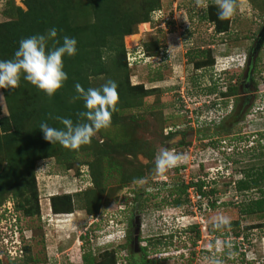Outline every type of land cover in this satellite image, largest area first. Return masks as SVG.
<instances>
[{"label": "rangeland", "instance_id": "374dc122", "mask_svg": "<svg viewBox=\"0 0 264 264\" xmlns=\"http://www.w3.org/2000/svg\"><path fill=\"white\" fill-rule=\"evenodd\" d=\"M21 2L0 0V22L7 20L3 12L9 4L23 9ZM159 2L160 10L155 15L137 24L129 39L122 38L129 86L151 90L142 97L139 109L120 114L141 116L134 123V135L144 141L145 150L134 156L122 152L120 156L115 154L118 147L112 145L115 152L111 153V163L103 161L97 167L98 175L101 173L97 187L88 174V164L94 169L96 162L91 157L96 147L90 143L77 149L69 171L55 158L36 163L32 175L37 215H24L30 206L24 205L30 198L27 187L21 198L12 193L0 198V215L5 221L1 225L17 221L25 264H81L87 252L96 263H103L102 256L107 252L114 255L115 264H124L126 259L142 257L139 248L143 246L146 264H208L207 258L213 255L224 264H264V227L243 230L236 239L227 229L211 236L204 228L213 229L210 221L218 214L239 219L235 207L257 197L256 190L247 197L237 194L234 183L244 178L250 166L264 167V40L250 62L248 91L239 88V82L248 76L247 55L264 26V0L246 1L245 7L230 18L228 31L220 35L199 16L206 8L197 7L195 0ZM208 60H212L211 65L205 64ZM229 78L236 86L235 95L220 96ZM99 83V79L94 80V84ZM243 102L246 104L242 108ZM6 115L2 96L0 117ZM172 122L178 125L172 130L184 131L185 136L176 135L164 143L160 129ZM122 126L124 121L100 130L92 139L98 145L113 138L120 140ZM182 139L188 143L186 147L177 146ZM162 148L186 153L187 162L162 176L155 171L151 174L152 163ZM257 148L252 159L249 149ZM260 153L263 155L258 157ZM227 156L230 159H225ZM77 162L82 164L78 168L81 173L75 172ZM139 169L144 182L133 183ZM197 181L203 182L206 193L200 195L198 203L191 198L194 193L186 191V203L179 207L171 204L169 193L176 185ZM97 188L99 194L90 192ZM210 190L214 193L208 194ZM63 194H69L72 210L54 214L50 200ZM256 224H264V216L239 220L241 228ZM193 225L198 227L199 239L192 245L188 228ZM217 240L235 242L236 250L231 244L216 253L213 246ZM124 244L126 249H120Z\"/></svg>", "mask_w": 264, "mask_h": 264}, {"label": "trees", "instance_id": "16d2710c", "mask_svg": "<svg viewBox=\"0 0 264 264\" xmlns=\"http://www.w3.org/2000/svg\"><path fill=\"white\" fill-rule=\"evenodd\" d=\"M255 2V0H246ZM208 5L204 14L199 15L201 18L208 20L213 25L215 34H224L228 31L230 19L221 20L218 18V8L214 0H208ZM23 9L14 7L9 4V8L3 12L7 20L0 22V60H9L14 58V53L19 48L20 41L34 35H46L48 30L55 27L59 44H54L52 40L48 42V48L60 46L63 43V37L68 36L75 38L77 41V52L74 56L65 55L63 57L64 71L68 75L67 81L64 82L51 98L46 93L37 89L30 82L24 79L21 74L19 86L15 89H1L5 101L7 115L0 117V198L6 194L12 193L16 198H21L25 187L30 192V198L25 199V206H30L24 211L26 216L38 214L37 195L33 183L32 170L36 163L41 164L43 160L55 158L56 162H64L63 168L70 170V162L73 160L78 150L68 152V148L61 146L58 142L50 143L44 139L43 132L39 129L42 121H46L49 126L62 128L63 125L56 119H50L51 116L77 120V113L86 110L82 99L72 102V97L76 96L75 85L79 83L86 90L88 88H99L108 80H113L118 85L119 100L112 112L111 126H118L124 121L125 126L123 136L120 140L110 142H100L98 145L93 139L90 144L96 148L92 153L95 159L94 169L89 166V176L92 183L97 187L101 181L97 172L98 165L112 161L111 153L118 147V155H124L127 152L130 156L145 150L144 141L137 138L135 134V121L140 120L141 116L135 114L120 115L121 113L139 109L142 105V97L149 95L151 90L142 91L141 85L129 86L128 72L126 62V53L122 44V38L129 39L130 35L135 34L137 24L144 23L149 16L154 15L160 10L159 0H22ZM130 42H128V46ZM206 65H211L212 60H208ZM197 67V66H196ZM202 68V66H201ZM99 79V84H94V80ZM228 85L220 96H234L235 84L231 83L229 78ZM124 117V118H123ZM181 124L180 120H177ZM129 123V124H128ZM186 119L182 120V124ZM181 124V125H182ZM178 127L176 123L163 125L160 129V137L168 142L176 135L185 136L184 131L172 130ZM165 134H164V133ZM161 139V138H160ZM112 145L114 149L112 148ZM188 143L184 139L177 143V146L186 147ZM82 146L79 148V150ZM250 156L257 149H249ZM258 155V154H257ZM263 154H259L261 157ZM225 159H230L229 156ZM224 162L226 163V160ZM111 160V161H110ZM82 164L77 162L76 173ZM175 167L174 169H177ZM151 174L155 169V161L152 163ZM180 169V168H179ZM81 173V172H80ZM80 176V175H79ZM142 177L141 170H136L134 180H140ZM123 180L126 181V178ZM190 185V186H189ZM189 187L195 189L198 195L205 196L203 192V182H190V184L176 185L169 193L172 197L171 204L179 207L187 202L185 199L186 191ZM264 167L254 168L250 166L249 170L244 173V178L234 183V191L247 197L248 193L253 190L257 191L256 198L243 200L235 207L239 219L230 220V226L216 230L209 226L204 227L211 236L220 235V231L229 230L233 239L242 235L243 230L264 227V224L248 226L241 228L239 220L249 216H264ZM94 191V192H92ZM98 193L99 188L90 190ZM89 192V193H90ZM84 193H87L85 191ZM208 194H213L210 190ZM69 194H63L51 198L50 209L54 214L70 213L72 204L70 203ZM174 195V196H173ZM17 208H22L18 205ZM23 209V208H22ZM90 213V212H88ZM59 223L64 221H58ZM198 227L189 226L188 230L192 234L191 244L193 245L199 239ZM140 241V240H138ZM234 241V240H233ZM159 243V242H155ZM233 251L236 250L235 242H231ZM120 249H126V245L120 246ZM26 250V249H25ZM142 257L134 260L126 259L124 264H146L144 254L146 248L140 247ZM21 264H25L24 246L21 248ZM1 264H15L8 257L5 251L0 250ZM103 263H96L87 252L81 257V264H115L114 255L104 253L102 256Z\"/></svg>", "mask_w": 264, "mask_h": 264}, {"label": "clouds", "instance_id": "9594fccd", "mask_svg": "<svg viewBox=\"0 0 264 264\" xmlns=\"http://www.w3.org/2000/svg\"><path fill=\"white\" fill-rule=\"evenodd\" d=\"M246 0H214L218 8V18L226 20L232 18L238 9L245 7ZM197 7L206 8L207 0H195ZM220 35V34H218ZM57 29L55 27L48 30L46 35H34L22 39L19 48L14 53V58L9 60H0V89H15L19 86L21 74L24 79L30 82L37 89L43 91L51 98L59 89L62 88L68 79L64 71L63 57L65 55L74 56L77 52V41L68 36L63 37V43L60 46L48 48L49 40L54 44H59L55 40ZM256 40V38H255ZM171 50V48H170ZM255 57V56H254ZM250 52L247 55V64L250 67ZM251 68V67H250ZM76 96L72 97V102L82 99L86 110L77 113V120L51 116L50 119H56L63 125L62 128L49 126L46 121H42L39 129L44 134V139L50 143L58 142L61 146L77 150L83 145L91 142V139L97 132L111 126L112 112L119 100L118 85L113 80H108L99 88H83L79 83L75 85ZM2 99V94H0ZM188 160L186 153H177L174 149L162 148L155 157V173L164 175L169 169L177 167ZM142 180H134L133 183H143ZM5 217V216H3ZM5 222L0 215V231L2 237L10 236L13 226L17 228L16 220L7 225H1ZM230 217L224 214H218L211 218V225L216 230H222L230 226ZM19 231V230H18ZM19 246H13L15 254L11 257L12 262H19L22 258L21 248L23 240L19 238ZM216 253H220L224 248H230L228 241L217 240L213 246ZM5 251V247L0 249ZM10 258V256H8ZM208 259V264H224V261L218 256L213 255Z\"/></svg>", "mask_w": 264, "mask_h": 264}, {"label": "built area", "instance_id": "2783aa9c", "mask_svg": "<svg viewBox=\"0 0 264 264\" xmlns=\"http://www.w3.org/2000/svg\"><path fill=\"white\" fill-rule=\"evenodd\" d=\"M156 14V13H155ZM154 14V15H155ZM190 190H187V192H193L194 194V198H193V195H191V198L193 199V201L195 203H198L199 202V199H200V195L197 194V192L193 191L194 188H189ZM1 231L4 229H0ZM19 229L16 228L15 226H13L12 228V232H7V234L11 233L10 236H6V237H2L1 234H0V249L2 247H5V252L8 256H10V259L12 256H14L15 254V251H14V248H12L13 246H16L18 247L20 242H19ZM4 251V250H3ZM0 262H1V255H0Z\"/></svg>", "mask_w": 264, "mask_h": 264}, {"label": "water", "instance_id": "95a60500", "mask_svg": "<svg viewBox=\"0 0 264 264\" xmlns=\"http://www.w3.org/2000/svg\"><path fill=\"white\" fill-rule=\"evenodd\" d=\"M263 40H264V26H262V28L260 29V31L258 32V34L256 36V40L254 42V45L250 50V57H254L256 55V52L260 48Z\"/></svg>", "mask_w": 264, "mask_h": 264}, {"label": "flooded vegetation", "instance_id": "af4514ba", "mask_svg": "<svg viewBox=\"0 0 264 264\" xmlns=\"http://www.w3.org/2000/svg\"><path fill=\"white\" fill-rule=\"evenodd\" d=\"M246 68H247L246 72L248 73V76H244L243 80L239 82V88H240V90H243L244 92L248 91L247 90L248 89V85H249L248 83H249L250 80H252V74H251V71H250V67L247 65ZM247 73H246V75H247ZM242 104H243V106H242V108H243L246 103L243 102ZM178 137H182V136L178 135Z\"/></svg>", "mask_w": 264, "mask_h": 264}]
</instances>
